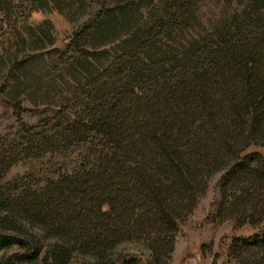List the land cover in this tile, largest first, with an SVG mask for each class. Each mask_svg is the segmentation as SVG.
<instances>
[{"label":"trees","instance_id":"1","mask_svg":"<svg viewBox=\"0 0 264 264\" xmlns=\"http://www.w3.org/2000/svg\"><path fill=\"white\" fill-rule=\"evenodd\" d=\"M198 1L0 0V38L32 10L85 16L54 49V102L34 123L22 101L50 92L26 94L43 78L5 52L17 125L0 135V264H166L216 173L215 219L264 222V0H224L236 6L209 30ZM25 28L16 45L53 44L48 20ZM75 151L55 178L1 183L19 161ZM226 258L264 264V226L232 236Z\"/></svg>","mask_w":264,"mask_h":264},{"label":"rangeland","instance_id":"2","mask_svg":"<svg viewBox=\"0 0 264 264\" xmlns=\"http://www.w3.org/2000/svg\"><path fill=\"white\" fill-rule=\"evenodd\" d=\"M93 1L95 2L96 0ZM235 6L236 4H233V2L227 3L224 0H199L197 15L201 25L209 30L221 14L228 12ZM45 20H48L52 24V28L50 29L53 38L52 45L41 50L28 51L30 49L29 45L23 47L20 43L17 45L14 43L18 32L23 33L24 36H28L25 27L36 29ZM84 20L85 16H82L80 19L72 21L68 16L60 14L57 10L48 12L32 10L26 20L21 18L14 30H8L0 38V85H2L4 80V69L11 65L10 60L5 57V52L10 47L11 50L19 48L18 57L19 59H24L26 69L32 75L43 78L37 92H33L30 89L26 94L32 96L37 93L39 95L44 92H50L49 97L37 98L36 103L30 100L22 101L21 105L24 110L21 113V117L25 123H34L39 114H43V110L49 109L51 104H53L52 97L55 89L48 82H50L49 76L53 73L54 49H62L68 42L69 36ZM26 54L43 57L46 63L43 64V62L40 63L38 61L37 63H32L31 58L27 57ZM22 97L24 98V96ZM13 104L12 99L0 95V135H4L6 132L13 131L16 128L17 121L14 116ZM251 150L260 151L259 148H249L248 151ZM77 154L78 151L72 152L67 156L46 154L39 159L19 161L10 167L1 183H6L22 175H30L34 179L55 178L58 173L72 169ZM219 177L220 174L216 173L208 179L206 188L197 199L193 211L178 225L170 259L166 264H233L231 260L226 258V248L230 242V238L232 236H248L254 233L258 227L264 226L263 222L258 227H251L245 224L241 227L233 228L230 221L218 222L215 219V211L219 202Z\"/></svg>","mask_w":264,"mask_h":264}]
</instances>
